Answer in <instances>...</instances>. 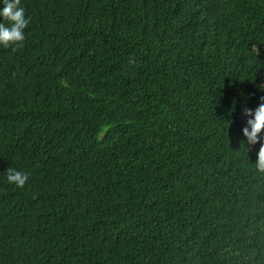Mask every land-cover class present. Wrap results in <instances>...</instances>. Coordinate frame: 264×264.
<instances>
[{
    "label": "trees",
    "instance_id": "obj_1",
    "mask_svg": "<svg viewBox=\"0 0 264 264\" xmlns=\"http://www.w3.org/2000/svg\"><path fill=\"white\" fill-rule=\"evenodd\" d=\"M21 7L23 47L0 45V264H264L260 143L242 132L264 97V0Z\"/></svg>",
    "mask_w": 264,
    "mask_h": 264
},
{
    "label": "clouds",
    "instance_id": "obj_2",
    "mask_svg": "<svg viewBox=\"0 0 264 264\" xmlns=\"http://www.w3.org/2000/svg\"><path fill=\"white\" fill-rule=\"evenodd\" d=\"M0 18H2V22H0V45L5 49L11 47L13 51L22 48L25 41L24 30L31 23V18L26 17L25 9L21 7V0H3ZM130 62L134 63L135 61ZM260 99L261 103L254 111L247 107L244 108L243 115L250 118L247 119L242 132L248 145L260 143L255 168L259 173L264 174V143H261V133H264V97ZM6 172L8 183L15 184L17 188H24L29 180L27 173L17 171L14 168L9 167Z\"/></svg>",
    "mask_w": 264,
    "mask_h": 264
}]
</instances>
